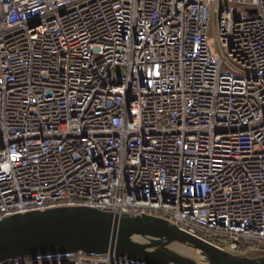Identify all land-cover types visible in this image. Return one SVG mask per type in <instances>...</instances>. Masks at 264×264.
Wrapping results in <instances>:
<instances>
[{"label": "built area", "instance_id": "obj_1", "mask_svg": "<svg viewBox=\"0 0 264 264\" xmlns=\"http://www.w3.org/2000/svg\"><path fill=\"white\" fill-rule=\"evenodd\" d=\"M65 205L264 254V0H0V219Z\"/></svg>", "mask_w": 264, "mask_h": 264}, {"label": "water", "instance_id": "obj_2", "mask_svg": "<svg viewBox=\"0 0 264 264\" xmlns=\"http://www.w3.org/2000/svg\"><path fill=\"white\" fill-rule=\"evenodd\" d=\"M80 251L115 253L144 264H264V254L228 251L147 213L65 205L0 219V264Z\"/></svg>", "mask_w": 264, "mask_h": 264}, {"label": "rangeland", "instance_id": "obj_3", "mask_svg": "<svg viewBox=\"0 0 264 264\" xmlns=\"http://www.w3.org/2000/svg\"><path fill=\"white\" fill-rule=\"evenodd\" d=\"M211 35H212V31H211ZM120 72H122V71H120Z\"/></svg>", "mask_w": 264, "mask_h": 264}]
</instances>
